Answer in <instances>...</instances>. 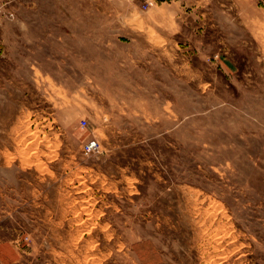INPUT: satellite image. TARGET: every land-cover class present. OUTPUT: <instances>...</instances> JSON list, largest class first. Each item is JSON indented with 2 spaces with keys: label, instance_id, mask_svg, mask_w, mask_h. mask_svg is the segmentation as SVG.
Here are the masks:
<instances>
[{
  "label": "rangeland",
  "instance_id": "374dc122",
  "mask_svg": "<svg viewBox=\"0 0 264 264\" xmlns=\"http://www.w3.org/2000/svg\"><path fill=\"white\" fill-rule=\"evenodd\" d=\"M143 5L0 0V264H264V0Z\"/></svg>",
  "mask_w": 264,
  "mask_h": 264
},
{
  "label": "built area",
  "instance_id": "2783aa9c",
  "mask_svg": "<svg viewBox=\"0 0 264 264\" xmlns=\"http://www.w3.org/2000/svg\"><path fill=\"white\" fill-rule=\"evenodd\" d=\"M143 1H144L143 6L145 7L147 0H143ZM82 149L85 154L96 152L98 151V142L95 139H91L82 146Z\"/></svg>",
  "mask_w": 264,
  "mask_h": 264
}]
</instances>
